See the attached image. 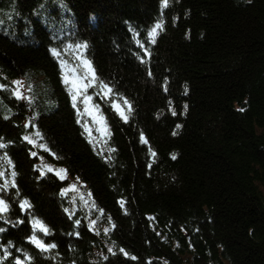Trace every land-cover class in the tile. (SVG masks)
Listing matches in <instances>:
<instances>
[{"label":"trees","instance_id":"16d2710c","mask_svg":"<svg viewBox=\"0 0 264 264\" xmlns=\"http://www.w3.org/2000/svg\"><path fill=\"white\" fill-rule=\"evenodd\" d=\"M0 143V264H264V0H0Z\"/></svg>","mask_w":264,"mask_h":264},{"label":"rangeland","instance_id":"374dc122","mask_svg":"<svg viewBox=\"0 0 264 264\" xmlns=\"http://www.w3.org/2000/svg\"><path fill=\"white\" fill-rule=\"evenodd\" d=\"M85 62L87 61L81 62V66L85 74H80L71 66L64 65L62 67L64 73L63 78L65 81L66 79L69 81L67 84L73 94L76 95V99H81V107L86 119H89L91 126L96 129L98 134L103 135L106 131V120L105 116L99 111L98 107H96L93 102L92 96L87 94L94 84V72L90 63ZM89 81H91V83H89Z\"/></svg>","mask_w":264,"mask_h":264},{"label":"snow or ice","instance_id":"6c2138e0","mask_svg":"<svg viewBox=\"0 0 264 264\" xmlns=\"http://www.w3.org/2000/svg\"><path fill=\"white\" fill-rule=\"evenodd\" d=\"M166 3H167V0H165V4H166ZM160 28H162V25H161V24H157V25L151 30V32L149 33V35L153 38V40H154L155 36L157 35V29H160ZM85 63H87V62H85ZM65 82L68 83L69 81L66 79ZM14 83H16V84H18V85L21 84V82H19V81H16V82H14ZM89 83H91V81H89ZM104 87L107 88L106 85H105ZM108 91H111V90L108 89ZM14 95H16L17 98H23V97L21 96V93H20V91H19V88H17V89L15 90ZM75 100H76V95H73V101H75ZM125 103H127V101H125ZM73 106L75 107V103H74ZM129 109H130V106H129ZM241 110H242V109H241ZM173 114H175V113H173ZM125 119H126V117H125ZM177 127H179V125H178ZM174 134H175V133H174ZM37 135H38V134H37ZM26 139H29V138L26 137ZM142 140H143V137H142ZM32 142H33V141H32L31 139H29V143H32ZM4 147H5V145H4L3 143H0V148H4ZM33 155H35V153H33ZM153 155H154V153H153ZM172 158L175 159V156H173ZM8 163L11 164V161H8ZM49 170L51 171V169H49ZM12 175L15 176V173H12ZM0 176H3V173H0ZM12 186H13V187L15 186V185H14V182H13ZM6 187H7V184H5V185H0V190L5 189ZM122 206H123V205H122ZM21 207H22V208L29 207L28 202H27V201H24L23 204L21 205ZM6 211H7V204L5 203V201H4L3 199H0V213L6 212ZM0 218H2V217H0ZM33 229H34V232L38 230V231L43 232L44 234H48V229H47V227H46L41 221L36 220V219L33 220ZM3 231H4V229H0V232H3ZM106 231H107V230H106ZM32 242L35 243V244L37 245V247L41 248V250H43V251H48V250H50L51 248H54V247H55V245H48V246H45V245L43 244V242H42L41 240H39L35 235H33V237H32ZM109 251H112V250L109 249ZM120 251L123 252L124 250L121 249ZM105 259H106V257H105ZM16 264H20V262L17 261Z\"/></svg>","mask_w":264,"mask_h":264}]
</instances>
